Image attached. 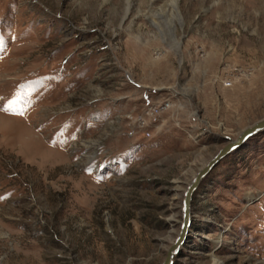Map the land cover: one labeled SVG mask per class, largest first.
I'll list each match as a JSON object with an SVG mask.
<instances>
[{"label":"rangeland","instance_id":"rangeland-1","mask_svg":"<svg viewBox=\"0 0 264 264\" xmlns=\"http://www.w3.org/2000/svg\"><path fill=\"white\" fill-rule=\"evenodd\" d=\"M170 2L0 0V264H161L264 118V0ZM189 229L173 264H264V130Z\"/></svg>","mask_w":264,"mask_h":264},{"label":"water","instance_id":"water-1","mask_svg":"<svg viewBox=\"0 0 264 264\" xmlns=\"http://www.w3.org/2000/svg\"><path fill=\"white\" fill-rule=\"evenodd\" d=\"M264 130V118L244 128L238 137L225 144L218 152L192 177L183 195L182 223L179 233L167 250L166 257L161 264H173V256L180 250L189 234L191 223V201L194 191L206 174L226 155L240 147L248 138Z\"/></svg>","mask_w":264,"mask_h":264},{"label":"snow or ice","instance_id":"snow-or-ice-1","mask_svg":"<svg viewBox=\"0 0 264 264\" xmlns=\"http://www.w3.org/2000/svg\"><path fill=\"white\" fill-rule=\"evenodd\" d=\"M0 46H3V41L0 40ZM16 103V101L12 100V101H9L5 106H4V110L5 111H8L12 108V106ZM20 114H23V113H20Z\"/></svg>","mask_w":264,"mask_h":264},{"label":"bare ground","instance_id":"bare-ground-1","mask_svg":"<svg viewBox=\"0 0 264 264\" xmlns=\"http://www.w3.org/2000/svg\"><path fill=\"white\" fill-rule=\"evenodd\" d=\"M175 2H176V0H171L170 3H172V7H173V5L175 6ZM174 8H175V7H174Z\"/></svg>","mask_w":264,"mask_h":264},{"label":"built area","instance_id":"built-area-1","mask_svg":"<svg viewBox=\"0 0 264 264\" xmlns=\"http://www.w3.org/2000/svg\"><path fill=\"white\" fill-rule=\"evenodd\" d=\"M149 135V134H148Z\"/></svg>","mask_w":264,"mask_h":264}]
</instances>
